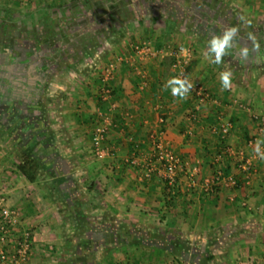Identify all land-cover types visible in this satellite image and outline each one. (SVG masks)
Instances as JSON below:
<instances>
[{
	"label": "crops",
	"instance_id": "crops-1",
	"mask_svg": "<svg viewBox=\"0 0 264 264\" xmlns=\"http://www.w3.org/2000/svg\"><path fill=\"white\" fill-rule=\"evenodd\" d=\"M53 4L55 38L11 41L0 64V197L17 212L13 237L31 231L25 264H264V160L253 151L264 139V63L232 55L215 65L204 56L210 34L229 26L240 27L239 42L249 48L246 35L254 33L264 56V0H50L47 9ZM121 13L137 19L122 25ZM154 23L164 26L161 35L166 24L189 35L187 78L211 96L196 105L197 121L188 117L194 93L179 100L165 88L167 58L138 62L122 53L134 27ZM92 26H111L98 29L111 35L83 38ZM122 58L109 83L113 95L102 100L104 67ZM226 69L233 73L228 90L219 79ZM104 116L110 127L102 145L110 154L97 159L90 138ZM226 123V159L240 184L206 195L200 180L212 175L222 147L215 130ZM191 127L194 137L187 138ZM155 132L182 160L170 190L157 173L143 177ZM228 146L251 160L248 181ZM25 156L40 167L35 183L17 171Z\"/></svg>",
	"mask_w": 264,
	"mask_h": 264
},
{
	"label": "built area",
	"instance_id": "built-area-1",
	"mask_svg": "<svg viewBox=\"0 0 264 264\" xmlns=\"http://www.w3.org/2000/svg\"><path fill=\"white\" fill-rule=\"evenodd\" d=\"M132 51L133 54L132 56L130 55L131 58L139 62H146L153 59L162 60L165 57H170L172 59L171 78H187V68L192 55L189 47L178 44L174 48H156L153 47L149 41H143L142 43L134 44L132 46ZM121 63H123V58L122 60L120 59L119 61L112 62L104 67L100 91L102 100L108 101L111 99L112 90L109 83L114 79L117 65ZM136 74L144 80V74L141 70H136ZM144 83L145 82H142L141 85ZM191 91L200 102L209 98V92L202 86L196 85ZM110 107L114 109L116 108V104L110 101ZM190 117L192 119L196 118L195 114H190ZM258 122V131L261 132L264 130V117H258ZM109 127V118L104 116L91 134L90 142L92 153L97 159H103L110 154V150L104 148L102 145ZM230 128V123H226L219 126L215 131L216 133L228 134ZM149 141L151 142L152 154L148 159V164L147 167H145L143 176L150 178L153 173H157L167 181V184H172L177 174V168L182 163L181 158L173 153L162 132L151 133V135H149ZM226 152H228V150ZM237 155L239 159L237 168L239 172L243 174L245 181H248L252 169L251 160L247 159L242 152H239ZM128 161L132 164L136 163L134 154L131 155ZM192 170L195 173V168ZM236 183L237 179L233 175L226 176L221 170H217L215 175L205 178L202 181L201 191L212 192L215 186L221 185L233 188L236 186ZM15 216H17V212L9 210L5 206L4 199L0 197V263L2 264H25L30 253L32 240L30 230H25L20 235L13 237L11 223ZM7 246H10L11 249L7 250Z\"/></svg>",
	"mask_w": 264,
	"mask_h": 264
},
{
	"label": "rangeland",
	"instance_id": "rangeland-1",
	"mask_svg": "<svg viewBox=\"0 0 264 264\" xmlns=\"http://www.w3.org/2000/svg\"><path fill=\"white\" fill-rule=\"evenodd\" d=\"M49 2H50V0H0V38L3 39L2 41L8 42V44H12V42H18V40H22L24 38L25 39L27 38L30 40L35 39V40H42V41L52 40V38H55V36H53L54 35L53 30L49 29V26H50L49 21L51 19V13H52V11H54V9H52L54 7V4L50 5L51 6L50 9H47V6L49 7ZM38 9L42 10V11H39ZM56 15L54 17L57 18ZM60 15L61 14L59 13V16ZM128 15L121 13L120 21H121L122 25L126 26V24H129L128 23L129 20L130 21L133 20V23H134V20L137 19V17L132 18V15L131 16L130 15L128 16ZM54 17H53V19H54ZM116 19H117V17H116ZM146 21L148 22L150 20L147 19ZM149 25H151V22H149ZM155 25L156 26H147V30H145V31L143 30L144 28L140 29V28L134 27L132 30V34H129L127 36L129 38L128 39L125 38L129 41L130 49H128V51L124 50V52H122V53L132 56V54H133L132 46L136 43H142L143 41H149L152 44V46L156 47V48H168V47L174 48L178 44H185V45L188 44L190 46L189 48L192 52L191 43L188 40L189 35L185 31L182 32L181 30L179 31V29H178V34H173L174 33V32L172 33V31H174L173 26H170L171 30H169L167 28L166 29V35H164V34L161 35L160 29L163 28L164 26H159V25H161L160 23H156ZM132 26H134V25H132ZM135 26H139V25H135ZM166 26H168V25H166ZM105 27L109 29L111 26H108V27L107 26H104V27L92 26L91 27L92 30L88 31V33H87L88 36L83 35V38H86L88 40H93V39L101 40V39H104L102 37H105L107 35L109 37V35H111L110 30L108 31V33L103 32L104 35L98 34L101 32V31H98V29L102 30V28H103V30H104ZM144 27H146V26H144ZM182 27L184 28V26H182ZM182 27H181V29H182ZM108 29H105V30H108ZM149 29H151V30H149ZM245 33H247V32L245 31ZM123 35L124 34H122L121 37ZM124 36L122 38H124ZM62 40H64V38ZM165 58H167V60L170 61V66H171L172 59L170 57H165ZM110 63H112V62L111 61L108 62L106 64V66H108ZM136 70H141L143 72V70L140 69L139 66L136 67ZM143 74H144V72H143ZM194 96H192V104H191L192 108L188 110V117L193 122H194V120L197 121V118L199 120L200 116H199V114L197 115V111H196L195 112L196 118L192 119L189 116L190 115L189 113H191L192 109L194 111L198 110L199 106H198V108H196V105H200V104H202L201 102H203V101L200 102L196 98L194 100ZM194 107L196 109H194ZM193 130H194V127L185 128L183 134L187 138H192V137H194V134H195L194 133L192 135L191 132H193ZM209 135L212 136L213 134L209 133ZM211 138H213V137H211ZM231 148L232 147L228 146V149H231ZM238 153H239V151H234V150H232V153H229L230 155L234 156L232 162L234 163V166H236V167L238 165V160H239L238 155H237ZM213 163L217 164V161L214 160ZM216 167L217 166H215V168ZM194 168H195V173H197V170H198L197 167H194ZM215 170L217 171V169H215ZM211 174H213V173H211ZM215 174L216 173H214V175ZM211 176H213V175H209L208 177H211ZM208 177H206V178H208ZM204 179H202L200 181H203Z\"/></svg>",
	"mask_w": 264,
	"mask_h": 264
},
{
	"label": "clouds",
	"instance_id": "clouds-1",
	"mask_svg": "<svg viewBox=\"0 0 264 264\" xmlns=\"http://www.w3.org/2000/svg\"><path fill=\"white\" fill-rule=\"evenodd\" d=\"M239 20L244 26H250L251 22L244 16H240ZM239 26H229L223 29L219 34L212 33L207 41V49L204 56L212 64L221 65L224 63L226 56L234 55L239 62L247 64L248 62L264 63V56L260 55V45L254 33L248 32L246 40L251 41L252 47L249 48L248 44L240 43V40L245 38L239 36ZM233 49L235 51L233 52ZM255 54V55H253ZM233 73L230 69H226L219 73L220 83L223 89L228 90L232 86ZM194 84L186 77H172L166 84L165 88L171 91L172 96L177 97L179 100H186L188 94L193 89ZM254 149L256 156L264 160V139H257L254 141Z\"/></svg>",
	"mask_w": 264,
	"mask_h": 264
},
{
	"label": "trees",
	"instance_id": "trees-1",
	"mask_svg": "<svg viewBox=\"0 0 264 264\" xmlns=\"http://www.w3.org/2000/svg\"><path fill=\"white\" fill-rule=\"evenodd\" d=\"M170 26H172V25H169L168 24V26H166V29L168 28L169 30H171V27ZM101 87H102V82H101L99 88L101 89ZM111 90H112V88H111ZM112 95H113V90H112ZM210 97L211 96H210V93H209V98L208 99H210ZM208 99H206V100H208ZM189 107H190L189 109L192 108V106H189ZM196 111L197 110L194 111L192 109L191 113H189V114H195L196 115V113H195ZM225 135L226 134L217 133V141L219 142L218 143V146L219 147L222 146V147L219 150V152H217L219 158H218L217 164H214V165L217 166L215 169L221 170L224 175L228 176V175H231V164H229L228 161H227V159H226V155H227L226 152H225L226 146L224 144V137H225ZM16 167H17L18 173L20 175H22L27 182L35 183V182H37L39 180V169H40V167H39V165L37 164V162L34 159H32L30 157H27V156L22 157L20 159V162H18L16 164ZM234 167L236 168V166H234ZM215 169L213 170V172H212L213 174L212 175H214V173H216V170ZM144 178H146V177H144ZM160 178L162 179L165 187L168 190L172 189L176 185V182H177L176 176L174 178V182L172 184H170V185L167 184V181L165 179H163L162 177H160ZM239 184H240V180L237 179L236 186H238ZM216 189H218L217 186H215L213 188L212 192L211 191L210 192H204V191H202V192L204 194L208 195V194L213 193Z\"/></svg>",
	"mask_w": 264,
	"mask_h": 264
},
{
	"label": "flooded vegetation",
	"instance_id": "flooded-vegetation-1",
	"mask_svg": "<svg viewBox=\"0 0 264 264\" xmlns=\"http://www.w3.org/2000/svg\"><path fill=\"white\" fill-rule=\"evenodd\" d=\"M2 40L3 39L0 38V64H1V60H2L1 58L7 56L14 49V46H12L11 44H8V42H4Z\"/></svg>",
	"mask_w": 264,
	"mask_h": 264
}]
</instances>
